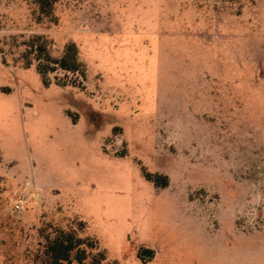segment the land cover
I'll list each match as a JSON object with an SVG mask.
<instances>
[{"label": "rangeland", "instance_id": "1", "mask_svg": "<svg viewBox=\"0 0 264 264\" xmlns=\"http://www.w3.org/2000/svg\"><path fill=\"white\" fill-rule=\"evenodd\" d=\"M37 35L87 75L45 85ZM58 230L73 264H264V0H0V264Z\"/></svg>", "mask_w": 264, "mask_h": 264}, {"label": "trees", "instance_id": "2", "mask_svg": "<svg viewBox=\"0 0 264 264\" xmlns=\"http://www.w3.org/2000/svg\"><path fill=\"white\" fill-rule=\"evenodd\" d=\"M38 5L41 14L49 16L53 13L54 5L57 0H34ZM26 51L24 53V59L26 60L25 66L30 67L36 62V69L41 76L42 81L45 85H50V74L55 70L62 69L67 73H80L83 77L87 75L86 66L79 59V49L76 43L71 42L66 45L63 54L60 57H54L49 48V41L43 35H37L30 39L26 43ZM34 55V59L30 58V55ZM62 86L73 85L75 87H81L73 83H60ZM144 175L147 180L151 181L158 187L166 188L170 185V178L168 175L153 173L144 169ZM58 235L55 238L50 239V243L46 248L47 252V263L48 264H73L72 258H70V251L75 247L76 244H68L73 236L64 230H58ZM79 242V241H78ZM80 243V242H79ZM78 244V243H77ZM78 253V252H77ZM82 255V254H81ZM84 258V256H80ZM74 259V258H73ZM71 260V261H70ZM75 261L79 262L76 257Z\"/></svg>", "mask_w": 264, "mask_h": 264}, {"label": "crops", "instance_id": "3", "mask_svg": "<svg viewBox=\"0 0 264 264\" xmlns=\"http://www.w3.org/2000/svg\"><path fill=\"white\" fill-rule=\"evenodd\" d=\"M20 202H22V201H20ZM257 235H259V234H254V235H250V236H257ZM263 236H264V234H262ZM231 239V238H230ZM237 239H235V240H230L232 243H233V245H235V249L237 248V246H236V243H235V241H236Z\"/></svg>", "mask_w": 264, "mask_h": 264}, {"label": "built area", "instance_id": "4", "mask_svg": "<svg viewBox=\"0 0 264 264\" xmlns=\"http://www.w3.org/2000/svg\"><path fill=\"white\" fill-rule=\"evenodd\" d=\"M22 206L19 203L16 205V209H20Z\"/></svg>", "mask_w": 264, "mask_h": 264}]
</instances>
